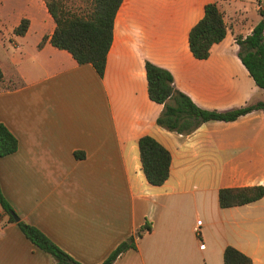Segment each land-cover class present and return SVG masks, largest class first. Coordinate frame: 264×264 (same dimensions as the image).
Masks as SVG:
<instances>
[{
    "label": "crops",
    "instance_id": "1",
    "mask_svg": "<svg viewBox=\"0 0 264 264\" xmlns=\"http://www.w3.org/2000/svg\"><path fill=\"white\" fill-rule=\"evenodd\" d=\"M214 2L227 35L198 60L189 34ZM224 2L124 0L100 76L51 45L56 24L44 0H0V122L19 142L16 153L0 158V185L20 221L81 264H102L132 237L136 249L114 264H224L229 246L264 264V198L227 209L219 203L222 189L264 185V111L183 135L157 124L163 105L148 90L150 61L202 109L264 103L236 41L258 23ZM24 19L28 31L17 36ZM144 136L171 154L161 186L145 177ZM17 223L0 206V264H55ZM146 223L152 230L139 238Z\"/></svg>",
    "mask_w": 264,
    "mask_h": 264
},
{
    "label": "trees",
    "instance_id": "2",
    "mask_svg": "<svg viewBox=\"0 0 264 264\" xmlns=\"http://www.w3.org/2000/svg\"><path fill=\"white\" fill-rule=\"evenodd\" d=\"M86 1L90 4L89 11L81 15L68 9L62 1L44 0L56 24L50 43L55 48L69 52L79 64H92L97 73L103 76L113 42L114 21L124 0ZM259 3L264 5V0H259ZM259 11L261 20L251 34L246 37L239 36L236 41L240 47L238 53L240 60L257 86L264 89V8ZM29 24L28 20H22L15 29V34L24 36ZM226 35L227 25L218 4L215 2L207 4L203 18L189 34L192 55L198 60L208 59L213 46L222 42ZM47 40L48 38L45 37L42 44ZM145 69L150 99L163 105L157 124L170 132L190 135L207 122H233L254 111H264L262 102L225 112L202 109L175 86L173 75L169 71L150 61L146 62ZM2 81L3 72L0 68V85ZM138 143L147 181L154 186L163 185L170 177L172 162L170 152L151 136L140 138ZM18 148V139L0 122V158L16 153ZM262 198H264V185L222 189L219 192V203L222 209L251 204ZM0 206L9 216L10 221L15 222L12 216L14 210L3 195L1 185ZM17 224L32 244L54 258L55 264H81L38 228L23 221ZM151 230L152 226L146 223L140 228L137 236L141 238ZM130 249H136L135 237L121 243L102 264H114L123 253ZM224 264H253V261L247 255L229 246L224 252Z\"/></svg>",
    "mask_w": 264,
    "mask_h": 264
},
{
    "label": "rangeland",
    "instance_id": "3",
    "mask_svg": "<svg viewBox=\"0 0 264 264\" xmlns=\"http://www.w3.org/2000/svg\"><path fill=\"white\" fill-rule=\"evenodd\" d=\"M62 1L68 9L84 15L89 11L90 4L86 0H56ZM226 9L230 12L234 10L235 7H241L245 11V15L248 19V23H259L261 20L260 11L257 10L259 5V0H223ZM264 8V5L261 4ZM14 4H11L13 8ZM6 39V36H5ZM202 220V219H201Z\"/></svg>",
    "mask_w": 264,
    "mask_h": 264
},
{
    "label": "built area",
    "instance_id": "4",
    "mask_svg": "<svg viewBox=\"0 0 264 264\" xmlns=\"http://www.w3.org/2000/svg\"><path fill=\"white\" fill-rule=\"evenodd\" d=\"M258 4L259 5L257 6V10H262L263 6L260 3H258ZM201 225H202V221L200 220V221L197 222V228L195 230L197 235H199V233H200L199 227H201Z\"/></svg>",
    "mask_w": 264,
    "mask_h": 264
},
{
    "label": "water",
    "instance_id": "5",
    "mask_svg": "<svg viewBox=\"0 0 264 264\" xmlns=\"http://www.w3.org/2000/svg\"><path fill=\"white\" fill-rule=\"evenodd\" d=\"M12 216H13V218H14V220L16 221V222H19L20 221V218L16 215V213H12Z\"/></svg>",
    "mask_w": 264,
    "mask_h": 264
}]
</instances>
